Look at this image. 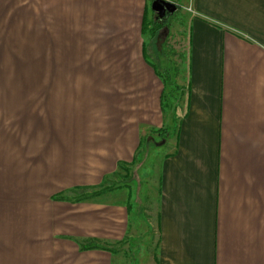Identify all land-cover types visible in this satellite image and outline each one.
Instances as JSON below:
<instances>
[{"label": "crops", "instance_id": "1", "mask_svg": "<svg viewBox=\"0 0 264 264\" xmlns=\"http://www.w3.org/2000/svg\"><path fill=\"white\" fill-rule=\"evenodd\" d=\"M153 1L0 0V264H264V0Z\"/></svg>", "mask_w": 264, "mask_h": 264}, {"label": "rangeland", "instance_id": "2", "mask_svg": "<svg viewBox=\"0 0 264 264\" xmlns=\"http://www.w3.org/2000/svg\"><path fill=\"white\" fill-rule=\"evenodd\" d=\"M176 1V0H173ZM177 2H179V0H177ZM180 5L182 3H179ZM182 9V7H181ZM180 10L175 12L174 14H172L169 17H174V16H178L180 13ZM149 18H152V21L154 22V20L156 19H160L165 21V17L163 15H159L158 13H156L153 9H152V4H149ZM152 22V24L154 25V23ZM155 26V25H154ZM134 171V170H133ZM129 175H126L125 177L127 178ZM114 182V181H113ZM110 182V186L116 184ZM95 191L92 189H89V193ZM144 245L143 242H132L130 240H126V242L124 244H122V250L124 251L123 255H124V259L123 262L125 261L124 264H154L152 259H151V255H152V251H150V255L147 254V252L145 254H143L144 252L141 251V247Z\"/></svg>", "mask_w": 264, "mask_h": 264}, {"label": "water", "instance_id": "3", "mask_svg": "<svg viewBox=\"0 0 264 264\" xmlns=\"http://www.w3.org/2000/svg\"><path fill=\"white\" fill-rule=\"evenodd\" d=\"M153 10L159 15L166 14L167 11L173 13L177 10L178 6L172 1L168 0H154L152 2Z\"/></svg>", "mask_w": 264, "mask_h": 264}, {"label": "trees", "instance_id": "4", "mask_svg": "<svg viewBox=\"0 0 264 264\" xmlns=\"http://www.w3.org/2000/svg\"><path fill=\"white\" fill-rule=\"evenodd\" d=\"M144 24H145V25L147 24V23H146V20H145V23H144ZM154 24H155L156 28H160L161 26H164L165 22H164L163 20L156 19V20L154 21ZM100 192H101V191H95V192H93V193H90L89 196H91V195H95V194H98V193H100Z\"/></svg>", "mask_w": 264, "mask_h": 264}]
</instances>
